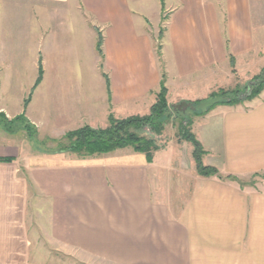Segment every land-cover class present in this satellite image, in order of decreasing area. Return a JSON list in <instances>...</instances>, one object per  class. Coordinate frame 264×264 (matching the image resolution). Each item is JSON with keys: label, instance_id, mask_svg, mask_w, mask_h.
<instances>
[{"label": "crops", "instance_id": "crops-1", "mask_svg": "<svg viewBox=\"0 0 264 264\" xmlns=\"http://www.w3.org/2000/svg\"><path fill=\"white\" fill-rule=\"evenodd\" d=\"M219 1L0 0V113L24 114L61 137L96 127L87 122L96 110L105 121L146 112L158 86L151 34L163 18L162 55L176 79L245 65L264 47V0ZM88 80L102 100H82ZM80 115L71 129L57 128ZM191 133L216 176L197 174L187 141L147 162L133 151L31 154L5 134L0 264H58L30 255L44 243L107 264H264V182L245 189L235 181L264 173V90L198 118Z\"/></svg>", "mask_w": 264, "mask_h": 264}, {"label": "rangeland", "instance_id": "rangeland-1", "mask_svg": "<svg viewBox=\"0 0 264 264\" xmlns=\"http://www.w3.org/2000/svg\"><path fill=\"white\" fill-rule=\"evenodd\" d=\"M219 3H221V0L219 1ZM165 25H166L165 19L163 18L159 29L156 30L154 34H151L152 48H153V51H152L153 61H154V66L156 68V73L158 76V84H157L158 86L156 87V90L154 92H151V94L155 93L154 97L156 99V95L159 92L160 83H161L164 86V89L166 92L165 98H166L168 106H175V108H177V110L179 111L192 107L189 104L193 101L202 100L204 102L207 101V103L199 104L196 110L199 112H203L205 109H207V107H209L210 103L207 99L211 94H216L221 89L232 90L236 86L237 87L243 86L251 78L259 74L261 69L264 67V47H263L260 51V55L252 59L249 58L248 60L245 61V65H240L237 63V65L233 64L231 66L229 64L225 65L224 67L218 66L216 68H212L211 70H206L204 72L198 73L189 79H176L171 74L170 63L162 55L163 53H162L161 46H162V41H163L164 32H165ZM153 29L155 30L156 27L154 26ZM99 58L101 61L100 55H99ZM100 64L101 63H99V65ZM99 68L101 69L100 66ZM86 75H89V77L91 76V74L85 73L84 76ZM214 81H216V83H213ZM89 82L90 80L83 83V88H82L83 91L81 92L82 100H102L101 91H99L100 88H98V86L96 85L95 80H91L92 83H89ZM78 94L79 93H77V95ZM68 95H69L68 100L75 99L74 91L69 92ZM28 98L30 97H27L26 100ZM144 100H149V98L144 99ZM244 104L245 103H242L239 106H243ZM239 106L229 107V108H236ZM218 107H224V106L216 105L211 111L215 110ZM149 111H150V108L146 110V112L139 111V112H136L137 114L136 113L134 114L138 116H144V115L149 114ZM171 111H172L171 116L166 119L164 118V121H163L164 129L160 135H154L150 133L149 129L147 128L143 130V134L147 138H150V139L152 138L155 141L156 145L159 146V148L164 147V145L168 143L183 141L179 139V133H178L179 123L181 122L182 116H180L179 118H176L174 109ZM126 113H127L126 110H121L120 114H115L114 116V114L110 113L108 114V116L112 115L113 117L116 118L117 116H122L123 114H126ZM93 115L94 117L88 120L87 122H91V125H94L96 127H92L89 125H83V126H89L93 129L105 128L107 126L108 116L106 118V121L102 120L103 115L98 110H96ZM90 116H88V118ZM130 116H133V115H130ZM185 117L187 119L188 115L185 114ZM201 117H192V123H194L198 118H201ZM80 118H82V115H80V117L73 118L72 120L74 121L64 120V122H62V125H61V122H58L57 124L59 125V127L57 128L71 129L70 127L77 124V121L75 120L80 119ZM42 125L44 126L43 128L39 129V131L37 130L35 126H33L37 132L35 139L28 138L25 132L20 131L15 135H9V136H12L10 137V140L14 142L15 144L22 145L26 153L44 154L47 151L51 152V151L57 150L59 148L60 143H62L63 141L62 140L63 136L69 131L65 132V134H62L61 137H54L50 135L52 130L51 131L48 130L49 127H47L46 124H42ZM182 125L183 126L185 125V121ZM192 125H191V128H192ZM51 126H52V123H51ZM30 132L32 134L33 130H30ZM5 134L6 133L0 128V140L1 141L6 140ZM33 139L37 143L44 144V146L42 147L41 145V147H39L37 144L33 142ZM32 143L34 144V146ZM117 151L123 152V153H129L132 150L128 148V149L117 150ZM40 152H43V153H40ZM44 155H48V154L45 153ZM64 155L70 158L77 157L76 155H73V154H64ZM235 181L237 185L245 189L257 187L258 185L264 182V173L252 175V176H248V177H244L240 179H235ZM30 255H33V256L41 255V257H44V259L47 260L48 258V260L50 259L52 262H56L58 264H107L105 262H102V261L93 259L89 256H86L75 250L65 249V248H53V246H49L47 243H44V245L40 248L30 249Z\"/></svg>", "mask_w": 264, "mask_h": 264}, {"label": "trees", "instance_id": "trees-1", "mask_svg": "<svg viewBox=\"0 0 264 264\" xmlns=\"http://www.w3.org/2000/svg\"><path fill=\"white\" fill-rule=\"evenodd\" d=\"M102 38L98 37L96 49L102 57L101 53ZM102 68V64H100ZM42 75L41 66L39 67L38 79L39 83ZM107 81V86L109 88ZM264 90V67L259 74L251 78L241 87H235L232 90H219L216 94H211L208 97L209 107L203 112L196 110L199 104L207 103L202 100H196L189 105L192 107L184 110H177L175 106H168L165 98L164 86L160 83L159 92L156 95L155 102L151 105L149 114L144 116L133 115L127 118H115L112 115L108 116V124L105 128L93 129L89 126H83L73 131L67 132L60 143L59 148L54 151L45 152L48 155L56 154H73L78 158H91L100 155L111 154L117 150L131 149L135 153L144 154L147 162H151L153 153L159 149L155 141L147 138L143 134L145 128L149 129L150 133L160 135L164 129V118L171 116L174 109L175 117L181 118L179 123V139L191 143L193 147L192 157L195 163L196 172L202 177L216 176L217 170L212 167L204 166L201 158L205 153L200 143L194 138L191 133L192 117H201L209 113L216 105L224 107H235L242 103L250 102L257 98ZM109 96V91H108ZM29 99V98H28ZM26 100L25 104L27 103ZM185 114L188 115L186 119ZM185 121V125L182 124ZM0 128L7 135H15L20 131L27 134L28 138H36V129L28 122L24 114H20L13 119H8L5 114L0 113ZM190 129V130H189ZM30 130H33L32 134ZM33 142L39 147L44 144ZM33 144V143H32ZM34 146V144H33ZM43 153V152H40ZM44 153V154H45ZM7 161V160H6Z\"/></svg>", "mask_w": 264, "mask_h": 264}]
</instances>
